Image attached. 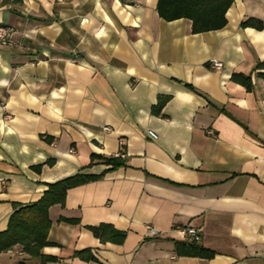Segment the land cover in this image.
<instances>
[{
  "label": "crops",
  "instance_id": "0c3cea01",
  "mask_svg": "<svg viewBox=\"0 0 264 264\" xmlns=\"http://www.w3.org/2000/svg\"><path fill=\"white\" fill-rule=\"evenodd\" d=\"M156 2L0 0L13 30L0 44V231L46 183L105 170L49 207L53 260L16 244L0 264H264V0H232L223 27L196 33ZM117 151L119 166L90 163ZM101 222L123 241H99L87 226ZM187 227L210 256L177 254Z\"/></svg>",
  "mask_w": 264,
  "mask_h": 264
},
{
  "label": "trees",
  "instance_id": "16d2710c",
  "mask_svg": "<svg viewBox=\"0 0 264 264\" xmlns=\"http://www.w3.org/2000/svg\"><path fill=\"white\" fill-rule=\"evenodd\" d=\"M231 2L232 0H157L156 12L159 17L165 20L180 17L188 18L191 21V31L196 33L223 27L226 22L225 12ZM241 24L255 28L263 26L262 21L254 17L246 18ZM262 64L264 65V63H259L258 66ZM231 79L244 84L246 87L250 85L249 75L233 73ZM162 103L163 101L159 100L152 107V111L159 113ZM93 159H100L103 163L110 165V168L123 164L122 158L114 155L92 154L90 163ZM38 167L39 165L35 166V168ZM103 172L99 174L76 172L59 180L48 182L37 200L25 204H14L6 228L0 231V251L19 244L24 252L32 257H38L42 262L53 260L55 257L44 255L41 252L43 246L50 244L47 239V232L51 225L48 216L49 207L54 204L62 205L67 189L98 178ZM59 219L69 223L79 222L77 218L60 217ZM87 228L101 242L121 243L125 237V231L106 222L89 225ZM175 249L177 254L183 255L210 256L212 253L210 249L197 244L195 241L175 242ZM74 254L83 259L93 258L88 248L76 250Z\"/></svg>",
  "mask_w": 264,
  "mask_h": 264
},
{
  "label": "built area",
  "instance_id": "2783aa9c",
  "mask_svg": "<svg viewBox=\"0 0 264 264\" xmlns=\"http://www.w3.org/2000/svg\"><path fill=\"white\" fill-rule=\"evenodd\" d=\"M12 33L13 30L10 26L0 23V44H7L8 42H10L12 38ZM211 65L219 68L222 64L218 60H212ZM147 134L152 138H156V134L152 130H148ZM113 155L118 157L124 156V154L120 151L115 152ZM147 229L149 230V233L152 235L157 232L154 228L150 226H147ZM184 234L186 239L191 241H195L199 237L197 229L193 227L185 228Z\"/></svg>",
  "mask_w": 264,
  "mask_h": 264
}]
</instances>
